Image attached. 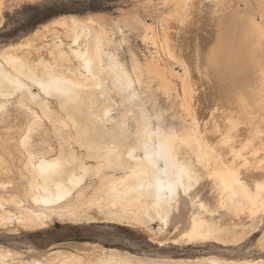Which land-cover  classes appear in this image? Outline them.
Masks as SVG:
<instances>
[{
	"label": "bare ground",
	"instance_id": "obj_1",
	"mask_svg": "<svg viewBox=\"0 0 264 264\" xmlns=\"http://www.w3.org/2000/svg\"><path fill=\"white\" fill-rule=\"evenodd\" d=\"M193 1L197 0H186L179 10V31L183 33ZM211 1L207 20L210 44L204 42L206 36L199 39L194 58L193 51L183 48L189 46L187 38L183 39L187 35L178 31L180 60L170 59L183 67L181 88L193 87L195 70L204 78L201 86L207 87L200 86L205 90L201 93L225 111L206 123L200 96L196 97L199 107L185 114L191 121L181 132L167 131L160 123L156 126L154 119L159 114L148 108L136 88L147 73L169 87L168 71L157 64L144 65L136 57L130 69L117 50L111 49L115 38L99 32L95 22L100 18H93L94 23L92 19L74 22V30L68 35L63 32L74 20H58L47 29L48 35H42L52 36L50 44L25 42L0 49V96L15 97L17 110L27 117L28 133L22 142L27 145L33 132L49 127L59 143L54 155L44 152L48 147H40L42 152L27 148L29 183L24 198L2 197V201L13 203L18 213L3 210L0 221L33 229L49 225L54 216L140 227L156 220L163 231L170 225L178 229L171 237L174 242L238 240L235 232L219 225L212 216L220 210L251 215L264 206V0H244L247 9L242 11L234 3L237 0ZM215 23L224 30L221 43L218 38L211 39L210 28ZM119 31L121 43L126 42L122 29ZM205 43L213 45L211 50H205ZM74 144L84 152H77ZM87 158L94 163H87ZM260 172L263 178L257 176ZM161 237L158 240L164 241ZM101 250L92 262L87 260L91 263L73 252L55 254L72 264H264L258 260L230 263L215 256L196 261L153 260L114 248ZM11 252L0 248V264H49L56 257L46 251L16 263L10 258Z\"/></svg>",
	"mask_w": 264,
	"mask_h": 264
},
{
	"label": "rangeland",
	"instance_id": "obj_2",
	"mask_svg": "<svg viewBox=\"0 0 264 264\" xmlns=\"http://www.w3.org/2000/svg\"><path fill=\"white\" fill-rule=\"evenodd\" d=\"M1 2V50L12 45H22L25 42L29 45L37 44L36 41L50 44L52 36L43 38L42 35L43 33L48 35L47 29L58 20L65 19L69 22L71 19L74 20L70 22L71 26L63 32L68 35L74 30V22L76 24L87 23L91 19L93 22L94 19L97 21L100 18L97 23L94 20L96 26L102 24L101 26L98 25L99 32L115 38L111 49L117 50L121 60L130 69L133 58L136 57L144 65L148 63L157 64L168 71L169 87H164L160 80L153 78L148 73L141 85L136 83V88L148 108L153 113L159 114V118L154 119L156 126L160 123L167 131L181 132L186 129L191 118L186 117L185 114L192 111V108L199 107L195 100L199 96L200 106L202 105L201 109H203L201 113L206 117L204 120L206 123L222 112L220 105V109H218L219 106L215 107L218 105L217 101H214V104L213 101L209 103L206 94L205 96L202 94L207 87L206 84L201 86L204 78L197 76L198 73L196 74L195 70L196 76L194 77L195 82H193L195 86L193 85L192 88H196L192 90L189 85H186L184 89L181 88L182 82L179 74L183 73V67L175 60L170 59L174 57L180 60L176 46L178 45L179 32L187 35L183 39L187 38L186 44L189 46L183 48L188 51H195L197 42L199 39L200 41L201 39L204 40V36H206L204 42L207 43L210 38L207 20L211 16L209 13L211 10L209 8L213 4L211 0H197L190 4L184 33L179 31L181 17L179 10L186 0H1ZM237 2L234 1L240 11L247 9L244 0H241L240 3ZM206 9L207 12H205ZM213 25L217 27L216 29L209 27L210 32H213L211 39L216 41L218 38L217 41L221 43L225 35L223 34L224 30L218 26L219 24ZM120 28L126 38L124 43H121L123 36L120 35ZM215 31L218 33L214 34ZM206 43L205 47L207 48L205 50H211L210 47L214 45V42L211 41L212 46H208ZM194 51L192 55L195 58L196 52ZM196 84H199L200 89ZM200 86H204L203 89L205 90ZM190 91L192 93L194 91V104L190 97ZM34 92L39 93L37 88H34ZM1 105L3 107H0V214L3 210L17 214L18 209L13 203L4 202L1 199L2 197L7 199L24 198V192L29 183L26 176L27 157L30 155L29 148H39L37 150L42 152L40 147H48L44 152L54 155L58 152L56 148L59 143L54 130L47 127L33 132L31 142L25 145L22 138L25 133H28L26 128L27 117L23 112L17 110L16 98L0 96ZM53 105H56L54 101ZM34 108L41 114L38 106H34ZM118 110L117 108L114 112L116 113ZM224 111L220 115H223ZM129 129H133L132 123ZM73 148L77 152H84V149L76 144L73 145ZM39 152L37 155H40ZM86 162L94 163V160L87 158ZM260 173L257 176L263 178L262 172ZM194 211L196 210L194 209ZM260 211L251 215L248 212L235 215L230 211L220 210L212 216V219L219 225L235 232L238 238L235 242L224 243L217 240L193 243L174 242L171 237L178 232V229L170 225L169 230L166 229L164 232L156 220H148V227H140L119 221L83 220L78 222L54 216L49 225L33 229L22 228L16 222L8 223L6 221L5 223V221H0V248L2 249L3 246V248L12 250L10 258L16 263L21 260L26 261L27 259L29 261L37 256L40 257L41 255L38 254L46 251V254L52 253L53 256H56L49 264H72L69 261H64L62 255L55 254L59 251L73 252L78 254L81 259L91 261L95 255L102 253L103 247L105 250L114 248L137 257L153 260L187 259V261H196L199 258L215 256L225 258L230 263L239 260H258L264 263V206ZM159 236L164 241L158 240ZM89 244L96 247L89 249L87 248ZM18 256L21 258L18 259Z\"/></svg>",
	"mask_w": 264,
	"mask_h": 264
}]
</instances>
